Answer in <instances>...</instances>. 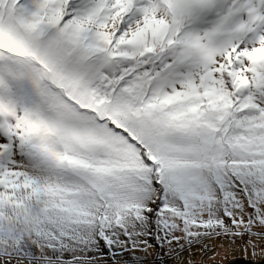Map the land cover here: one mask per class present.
<instances>
[{
	"label": "snow or ice",
	"instance_id": "1",
	"mask_svg": "<svg viewBox=\"0 0 264 264\" xmlns=\"http://www.w3.org/2000/svg\"><path fill=\"white\" fill-rule=\"evenodd\" d=\"M222 240L264 243V0H0V264Z\"/></svg>",
	"mask_w": 264,
	"mask_h": 264
},
{
	"label": "rangeland",
	"instance_id": "2",
	"mask_svg": "<svg viewBox=\"0 0 264 264\" xmlns=\"http://www.w3.org/2000/svg\"><path fill=\"white\" fill-rule=\"evenodd\" d=\"M212 243L216 244L215 254H213V251H201L200 246L196 245L191 250V256H189V251L185 250L180 254L179 260L166 256L165 249L155 244L149 249L148 253L137 252V255L145 257L144 264H188L189 259L197 263H211L213 260H218L221 261V264H224L235 257L248 259L252 263L264 261V243L260 244L255 255H253L251 249L247 248L246 245H242L239 241L231 245L227 240L212 241ZM157 253L162 259H157Z\"/></svg>",
	"mask_w": 264,
	"mask_h": 264
},
{
	"label": "water",
	"instance_id": "3",
	"mask_svg": "<svg viewBox=\"0 0 264 264\" xmlns=\"http://www.w3.org/2000/svg\"><path fill=\"white\" fill-rule=\"evenodd\" d=\"M197 264H221V261L213 260L211 263H197ZM224 264H264V261H260L258 263H252L250 260L242 258V257H235L233 259L228 260Z\"/></svg>",
	"mask_w": 264,
	"mask_h": 264
}]
</instances>
